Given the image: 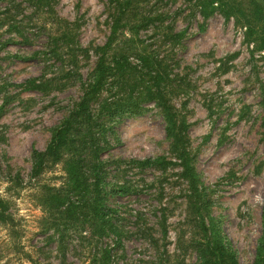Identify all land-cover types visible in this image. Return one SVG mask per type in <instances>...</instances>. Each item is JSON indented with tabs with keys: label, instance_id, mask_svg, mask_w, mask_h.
Instances as JSON below:
<instances>
[{
	"label": "rangeland",
	"instance_id": "obj_1",
	"mask_svg": "<svg viewBox=\"0 0 264 264\" xmlns=\"http://www.w3.org/2000/svg\"><path fill=\"white\" fill-rule=\"evenodd\" d=\"M195 1L141 0L157 22L175 25L140 28L149 63L119 43L107 51L126 54L143 79L133 89L137 105L117 114L112 102L125 87L105 83L82 129L102 145L92 159L104 162L102 200L111 207L91 236L80 220L51 226L43 197L65 190L66 173L60 161L34 173L32 156L82 97L94 49L111 34L112 3L45 0L37 11L29 0H0V264H201L193 239L211 223L239 264H264V46ZM65 21L73 26L68 47ZM164 33L180 35L163 42ZM65 195L79 204L75 192Z\"/></svg>",
	"mask_w": 264,
	"mask_h": 264
},
{
	"label": "trees",
	"instance_id": "obj_2",
	"mask_svg": "<svg viewBox=\"0 0 264 264\" xmlns=\"http://www.w3.org/2000/svg\"><path fill=\"white\" fill-rule=\"evenodd\" d=\"M29 1L37 11H42L45 0ZM110 1L114 10L110 15L111 34L104 45L94 49L98 55L97 63L89 73V83L82 97L56 131L50 146L44 151L35 150L32 156L34 173L40 172L46 164H55L58 161L63 163L66 173L64 176L65 190L51 189L45 192L43 197V202L49 204L50 210L53 211L51 226L56 228L64 225L66 229L72 226L75 220H80V226L83 229L92 230L91 236L100 233L106 227V215L111 207L104 203L105 198L102 200L106 177L104 162L98 157L92 159L93 153L97 154L102 149V145L96 137L87 138L86 131L82 129L85 126L89 128L87 123L92 113L91 102L99 96L98 92L104 90L105 83L109 81L114 85L125 87L124 93L115 97L112 102L111 112L113 114L137 105L136 102L140 99L139 91L136 93L133 89L137 82L143 79V76H136V74L139 75V70L134 69L133 71L128 67L126 54L119 56L118 53H110L108 55L107 51L112 49L113 44L118 47L116 43H119L128 54L134 53L135 50L142 62L149 63L152 57L146 51V46L140 44L142 39L139 37V30L142 26L150 22L153 24L160 19V15L154 17V14L151 15L145 11L146 8L141 4V0ZM195 2L194 5L198 6L203 13L210 7L219 9L226 17L234 19L235 24L244 27L248 36L264 46V0H196ZM171 24H166L164 19H161V22L154 24V28L172 32L175 25ZM71 27H73L72 24L65 21V30L61 33L62 44H65V47L73 44ZM182 31L180 30V33ZM180 33H175L176 36L172 33H164L163 42H168L170 39L174 41ZM131 50L133 52H130ZM75 52L72 50L69 57L75 59ZM161 75H164L163 71L155 74V80L161 78ZM174 128L171 117H168L167 131L171 132L178 142L180 135L174 131ZM139 162L145 164L151 163V160ZM185 171H189L192 177L195 176L193 169L188 167ZM123 189L124 187L120 186L116 190L123 192ZM74 192L78 194L79 204L77 206L72 204L71 199L65 195V193ZM4 206H6L5 201L0 198V218L5 215L6 207ZM79 207H83L81 213H77ZM203 231L202 237L193 239V246L201 264H239L235 251L230 247V243L227 244V241L221 238L214 223L203 226ZM96 260L93 259L89 264L102 263Z\"/></svg>",
	"mask_w": 264,
	"mask_h": 264
}]
</instances>
